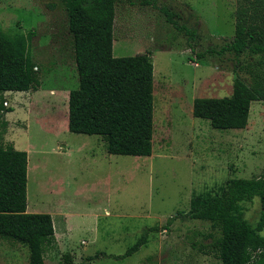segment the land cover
Returning a JSON list of instances; mask_svg holds the SVG:
<instances>
[{
	"label": "rangeland",
	"instance_id": "obj_1",
	"mask_svg": "<svg viewBox=\"0 0 264 264\" xmlns=\"http://www.w3.org/2000/svg\"><path fill=\"white\" fill-rule=\"evenodd\" d=\"M240 1L117 3L113 54L149 52L154 65L153 150L138 156L109 153L99 134L68 128L66 94L79 80L64 0H0V28L33 32L29 48L40 66L38 90L0 95L13 109H0V145L28 151L27 211L50 213L55 227L46 264H221L204 236L209 223L184 214L193 193L264 172V100L252 101L240 129L214 128L192 112L195 97L233 91L232 53H197L232 40ZM163 6L196 36L167 21ZM243 205L257 221L259 197ZM153 225L159 230L146 244L116 257ZM0 264H29L28 248L0 237Z\"/></svg>",
	"mask_w": 264,
	"mask_h": 264
},
{
	"label": "trees",
	"instance_id": "obj_2",
	"mask_svg": "<svg viewBox=\"0 0 264 264\" xmlns=\"http://www.w3.org/2000/svg\"><path fill=\"white\" fill-rule=\"evenodd\" d=\"M134 0H64L79 84L69 91L68 128L72 132L99 134L109 153L151 155L154 133V65L149 52L128 56L113 54L114 21L118 2ZM151 4L153 0H141ZM167 21L189 38L196 30L179 24L176 12L161 7ZM33 32L10 33L0 28V95L6 91H35L41 86L40 66L29 42ZM194 49V48H193ZM235 58L233 91L226 96L193 100V115L208 119L220 130L240 129L249 122L251 103L264 100V0H241L236 10L235 34L215 49ZM0 98V109L5 107ZM28 152L13 144L0 145V237L26 246L29 264H46L45 253L56 241L53 217L48 212L27 211ZM260 200L255 222L245 215V201ZM184 215L209 223L204 234L209 249L221 264H264V172L257 177H233L217 188L195 192ZM174 217L164 225L166 228ZM145 229L125 253V258L148 241ZM203 246V245H201Z\"/></svg>",
	"mask_w": 264,
	"mask_h": 264
},
{
	"label": "crops",
	"instance_id": "obj_3",
	"mask_svg": "<svg viewBox=\"0 0 264 264\" xmlns=\"http://www.w3.org/2000/svg\"><path fill=\"white\" fill-rule=\"evenodd\" d=\"M66 96H67V99L66 100H68L69 99V91L67 92V94H66ZM67 121H68V119H67ZM14 144V146L17 148V146H16V142H13ZM18 149V148H17ZM27 151V150H26ZM28 152V151H27Z\"/></svg>",
	"mask_w": 264,
	"mask_h": 264
}]
</instances>
